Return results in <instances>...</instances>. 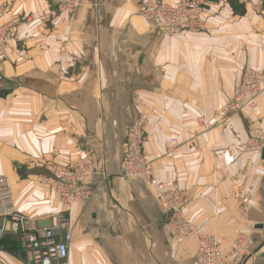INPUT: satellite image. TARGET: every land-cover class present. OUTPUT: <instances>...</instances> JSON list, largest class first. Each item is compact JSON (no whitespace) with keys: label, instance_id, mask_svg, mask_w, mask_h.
I'll return each instance as SVG.
<instances>
[{"label":"crops","instance_id":"1","mask_svg":"<svg viewBox=\"0 0 264 264\" xmlns=\"http://www.w3.org/2000/svg\"><path fill=\"white\" fill-rule=\"evenodd\" d=\"M145 1L83 0L71 16L50 0H0V29L13 32L0 49V176L33 229L71 217L65 264H193L197 237L175 239L154 191L123 174L128 128L145 116L155 177L187 194L192 225L227 256L250 237L243 264H264V159L246 149L248 128L264 129V92L253 113H223L246 69L264 73V0H162L205 23L174 35L141 16ZM89 155L109 178H88L91 199L66 207L38 177ZM20 252L8 233L0 264H26Z\"/></svg>","mask_w":264,"mask_h":264},{"label":"built area","instance_id":"2","mask_svg":"<svg viewBox=\"0 0 264 264\" xmlns=\"http://www.w3.org/2000/svg\"><path fill=\"white\" fill-rule=\"evenodd\" d=\"M61 13L74 15L83 5V0H50ZM141 16L149 22L160 25L161 31L174 35L186 31L202 32L205 23L195 15L190 3L172 6L162 0L145 1ZM12 27L0 29V49L6 48L12 39ZM5 55L0 54V61ZM264 92V73L246 69L234 90L233 97L223 108V113L230 117L251 114L257 108V100ZM203 132L211 129L209 120L201 116L198 120ZM149 120L139 117L127 131L125 141L123 174L127 178L141 180L154 191L161 212L165 219V227L171 235L185 241L197 237L198 250L193 264H243L248 250L252 245L250 237L242 236L229 255H225L220 239L216 235L199 232L185 215V206L190 202L183 191L167 188L155 177L152 161L145 153ZM246 149L249 152L262 155L264 151V129L251 126L247 131ZM171 149L177 147L175 139L167 141ZM47 174L38 177L43 184L50 186L60 202L66 207L83 203L91 199L93 190L85 185L90 177H101L105 182L108 175L103 171L101 161L89 155L79 163L67 168H46ZM241 211L245 214L249 209L250 196L240 194ZM51 228L33 229L31 220L19 211L12 188L7 178L0 176V241L8 233H14L20 239V250L26 256V264H65L69 257L71 243L74 237L75 224L65 213L57 214Z\"/></svg>","mask_w":264,"mask_h":264},{"label":"trees","instance_id":"3","mask_svg":"<svg viewBox=\"0 0 264 264\" xmlns=\"http://www.w3.org/2000/svg\"><path fill=\"white\" fill-rule=\"evenodd\" d=\"M237 12H238V11H237ZM243 14H244V10L241 11V15H243ZM20 253H22V252H20Z\"/></svg>","mask_w":264,"mask_h":264},{"label":"rangeland","instance_id":"4","mask_svg":"<svg viewBox=\"0 0 264 264\" xmlns=\"http://www.w3.org/2000/svg\"><path fill=\"white\" fill-rule=\"evenodd\" d=\"M40 182V181H39ZM41 184H43L42 182H40ZM49 186V185H48ZM52 191V190H51ZM53 192V191H52ZM54 193V192H53ZM55 194V193H54ZM56 195V194H55ZM57 196V195H56ZM59 199V198H58Z\"/></svg>","mask_w":264,"mask_h":264},{"label":"water","instance_id":"5","mask_svg":"<svg viewBox=\"0 0 264 264\" xmlns=\"http://www.w3.org/2000/svg\"><path fill=\"white\" fill-rule=\"evenodd\" d=\"M262 158L264 159V151H263V153H262Z\"/></svg>","mask_w":264,"mask_h":264}]
</instances>
